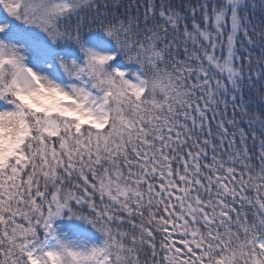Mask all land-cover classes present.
Wrapping results in <instances>:
<instances>
[{
  "label": "snow or ice",
  "instance_id": "6c2138e0",
  "mask_svg": "<svg viewBox=\"0 0 264 264\" xmlns=\"http://www.w3.org/2000/svg\"><path fill=\"white\" fill-rule=\"evenodd\" d=\"M0 264H264V0H0Z\"/></svg>",
  "mask_w": 264,
  "mask_h": 264
}]
</instances>
